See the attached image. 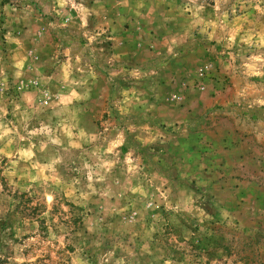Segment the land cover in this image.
Returning <instances> with one entry per match:
<instances>
[{
	"label": "rangeland",
	"instance_id": "obj_1",
	"mask_svg": "<svg viewBox=\"0 0 264 264\" xmlns=\"http://www.w3.org/2000/svg\"><path fill=\"white\" fill-rule=\"evenodd\" d=\"M0 264H264V0H0Z\"/></svg>",
	"mask_w": 264,
	"mask_h": 264
}]
</instances>
